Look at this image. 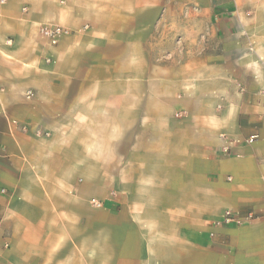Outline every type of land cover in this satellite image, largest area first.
I'll list each match as a JSON object with an SVG mask.
<instances>
[{
    "label": "crops",
    "instance_id": "obj_1",
    "mask_svg": "<svg viewBox=\"0 0 264 264\" xmlns=\"http://www.w3.org/2000/svg\"><path fill=\"white\" fill-rule=\"evenodd\" d=\"M263 95L264 0H0V264H264Z\"/></svg>",
    "mask_w": 264,
    "mask_h": 264
},
{
    "label": "built area",
    "instance_id": "obj_2",
    "mask_svg": "<svg viewBox=\"0 0 264 264\" xmlns=\"http://www.w3.org/2000/svg\"><path fill=\"white\" fill-rule=\"evenodd\" d=\"M67 31L61 29L60 27L57 26H43L40 29V36L47 41V43L51 46L57 45L59 42L60 38L65 35ZM263 101H264V95H263ZM257 136H251L246 140L247 143H253ZM91 204L94 205L95 207H100L101 203L92 199ZM252 215H248L246 217V220H251ZM242 223V220L240 218V215L238 212L234 211H225L222 215V218L220 221H217L214 223L216 226L220 225H229V224H236L240 225Z\"/></svg>",
    "mask_w": 264,
    "mask_h": 264
},
{
    "label": "rangeland",
    "instance_id": "obj_3",
    "mask_svg": "<svg viewBox=\"0 0 264 264\" xmlns=\"http://www.w3.org/2000/svg\"><path fill=\"white\" fill-rule=\"evenodd\" d=\"M185 52H186V49L184 47H182V46H179V48H178V54L179 55L185 54Z\"/></svg>",
    "mask_w": 264,
    "mask_h": 264
}]
</instances>
